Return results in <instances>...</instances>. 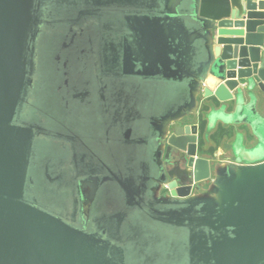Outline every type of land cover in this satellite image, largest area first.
I'll return each mask as SVG.
<instances>
[{
    "label": "water",
    "instance_id": "1",
    "mask_svg": "<svg viewBox=\"0 0 264 264\" xmlns=\"http://www.w3.org/2000/svg\"><path fill=\"white\" fill-rule=\"evenodd\" d=\"M112 2L0 0V264H264V160L210 154L220 124L264 137V0H144L106 73L92 54ZM71 72L121 121L72 95Z\"/></svg>",
    "mask_w": 264,
    "mask_h": 264
},
{
    "label": "rangeland",
    "instance_id": "2",
    "mask_svg": "<svg viewBox=\"0 0 264 264\" xmlns=\"http://www.w3.org/2000/svg\"><path fill=\"white\" fill-rule=\"evenodd\" d=\"M77 2L79 0H76ZM91 1V0H90ZM76 5H71L72 10H76ZM104 12H102L101 15H97L96 17V21L99 22L98 25L100 26L99 29H97V40H98V48H96L95 52L92 54V58L94 59L93 62H96L98 60V55L99 52H101V49L103 47L104 49V54H105V62L106 65H104V72L106 73H114L116 71V67H115V60H114V50L116 51L117 54V50H118V43H116L114 45V41L116 40L118 31L116 30V13L112 11V9L110 8H104L103 9ZM104 43V45H102L100 47V45ZM87 45V41L83 38V37H79L78 40L76 39V41L74 42V44H72L71 50L68 52V56L70 57L72 62H77L80 63V57H81V48L83 46ZM94 73H89V74H81V73H76L75 76L73 77L72 72H71V82H70V86L69 89L71 90V94L72 95H79L82 93H86L88 92L89 94H91V98L90 101L94 104L97 105V107L101 110L106 112L109 116V120L110 116L112 115V118L115 122H120L122 116L117 112L119 109L118 103L115 99V97L113 96V98L108 100L107 103V107H103V105H101L97 99V93L99 91V87L95 88L94 85ZM98 83V80H96ZM99 84V83H98ZM90 88V90H87L85 88ZM153 98V97H152ZM157 98H156V102H157ZM171 103V102H170ZM158 102H157V107H158ZM258 113L254 112V116L252 115H248V117L245 118L246 121L248 122H252L255 119H258ZM245 120H243L241 117H239V115H236V117L234 118V121H236L237 123H243L246 122ZM147 123V120H145ZM229 126V125H228ZM260 131L259 132H263V136H264V130L258 128ZM263 140L261 142V144L259 145L258 148H256V150H251L249 152H251V156L249 158L245 157V160H255V159H264V137H262ZM126 144V143H125ZM136 148V151L134 148ZM239 147V146H238ZM127 150V157L123 156V158L125 157V161L124 164H127V167L132 170V171H138V168L134 167L135 166V162H137V159L139 157V148H138V144L135 143V141L130 140L127 144L126 147ZM127 158H130L131 163L128 161ZM259 159V160H260ZM131 238H135V234L130 236ZM137 248L140 249L141 251H143V243H142V239L139 242L135 243Z\"/></svg>",
    "mask_w": 264,
    "mask_h": 264
},
{
    "label": "crops",
    "instance_id": "3",
    "mask_svg": "<svg viewBox=\"0 0 264 264\" xmlns=\"http://www.w3.org/2000/svg\"><path fill=\"white\" fill-rule=\"evenodd\" d=\"M258 109L260 113H264V104H261ZM211 139L210 154L216 155L221 163L239 162L247 164L264 160L260 158V160H245L244 158H249V156H239L237 153L236 144L239 149L245 145L251 151L252 149L256 150L263 140L249 123L241 124L237 128L220 124L212 129Z\"/></svg>",
    "mask_w": 264,
    "mask_h": 264
},
{
    "label": "flooded vegetation",
    "instance_id": "4",
    "mask_svg": "<svg viewBox=\"0 0 264 264\" xmlns=\"http://www.w3.org/2000/svg\"><path fill=\"white\" fill-rule=\"evenodd\" d=\"M123 1L130 2V7L126 8L124 5H122ZM152 2L155 0H151ZM113 4H116L118 6V12L116 17V30L118 31L116 40L114 41V45L116 43L123 44V49H121L120 45H118L117 54L114 50V60H115V67L116 70H123V63H121L122 57L125 52V45L129 44V39L127 36L121 33V31H127L130 27V23L127 21V17L130 16L131 13L135 12V8L141 7L142 3H144V0H113ZM135 7V8H132ZM188 49V48H187ZM131 53V52H129ZM189 53V52H188ZM158 163V162H157ZM170 182V181H169ZM169 182L160 183L162 186H160V189L169 187ZM160 193V191H159ZM167 195H169V192H165Z\"/></svg>",
    "mask_w": 264,
    "mask_h": 264
}]
</instances>
